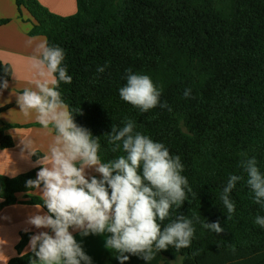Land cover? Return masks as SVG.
<instances>
[{
  "label": "trees",
  "instance_id": "obj_1",
  "mask_svg": "<svg viewBox=\"0 0 264 264\" xmlns=\"http://www.w3.org/2000/svg\"><path fill=\"white\" fill-rule=\"evenodd\" d=\"M15 1L19 17L27 11L33 19L30 35L64 50L72 82H61L58 90L74 122L99 138L102 162L124 154L113 152L107 134L126 118L135 131L181 158L192 192L185 189L187 199L172 207L161 227L183 215L224 228L216 234L194 222L189 247L169 246L151 262L125 253L124 264H173L180 258L181 264H220L229 254L237 258L224 264H264V254L257 263L246 260L264 250V228L254 222L264 207L254 202L240 167L255 157L264 173V0H77L70 16L54 14L38 0ZM127 69L150 76L171 111L157 106L142 112L122 100ZM12 73L0 61V81H10ZM185 89H191L188 98ZM10 108H1L0 115ZM0 145L12 148L13 138L0 131ZM36 174L0 175V209L17 203L19 193L28 196L24 204L42 205L41 197L30 195L36 189L26 185ZM233 174L243 179L230 193L235 212L227 219L220 195ZM31 236L21 233L17 256L7 264H32V252L23 255ZM117 254L109 250L107 263L120 264Z\"/></svg>",
  "mask_w": 264,
  "mask_h": 264
},
{
  "label": "clouds",
  "instance_id": "obj_2",
  "mask_svg": "<svg viewBox=\"0 0 264 264\" xmlns=\"http://www.w3.org/2000/svg\"><path fill=\"white\" fill-rule=\"evenodd\" d=\"M34 51V87L17 95L16 103L25 117L35 113L37 122L45 129L52 125L55 135L48 152L35 162L39 165L36 178L26 182L28 188L39 190L42 197V205H35L36 213L28 217L27 223L36 229H50L30 237L29 248L35 257L32 264H92L73 231L82 237L107 233L105 247L118 253L120 264L129 259L125 253L151 262L169 246L177 250L189 247L195 223L216 234L224 231L218 221L207 223L200 216L183 215L162 228L161 222L169 217L172 207H181L187 199L185 189L192 192L187 178L181 174V158L172 155L163 143L135 131V122L126 118L122 127L112 125L107 134L113 152L124 154L102 162L99 138H93L74 122L58 90L61 82H72L63 66L64 50L43 42ZM105 68L106 65L98 67L97 71L103 73ZM126 71V84L119 89L122 100L142 112L157 106L171 111L167 102L161 104L162 91L150 76ZM6 88L8 81H0V90ZM184 96L190 97L191 89H185ZM22 142L30 155H36L30 140ZM240 167L247 174L246 183L254 194V202L264 207V173L256 158L242 160ZM88 169H94L100 178L89 177ZM241 179L230 175L220 195L227 219L235 212L230 193ZM254 222L264 228V216H257Z\"/></svg>",
  "mask_w": 264,
  "mask_h": 264
},
{
  "label": "crops",
  "instance_id": "obj_3",
  "mask_svg": "<svg viewBox=\"0 0 264 264\" xmlns=\"http://www.w3.org/2000/svg\"><path fill=\"white\" fill-rule=\"evenodd\" d=\"M38 1L52 13L60 16H70L77 12V0ZM4 19H10V22L0 25V61L9 64L13 73L11 80L8 81V88L0 90V109L11 105L10 109L0 115V131L13 138L14 146L7 149L0 145V175L16 177L35 169L39 171V165L35 162L39 156L48 152L55 130L52 125L45 129L37 122L35 113L25 117L16 103L17 95L25 88L34 87L35 72L32 68V57L35 55L36 45L47 42V39L45 36L30 35L33 19L27 11H24L23 18L19 17L15 0H0V20ZM25 140L32 142L36 155L29 154V149L22 142ZM86 171L89 177L100 178L99 173L94 169ZM30 195L41 197L39 190H34ZM17 198V203L0 209V264H7L17 256L16 246L20 242L22 232L32 235L39 231L50 232V229H36L27 223L28 217L36 213L35 205L24 204V201L28 200L25 193H19ZM43 212L47 211L43 208ZM73 235L86 253L99 251L98 246L104 245L102 248L107 256L109 251L105 247L107 233L82 237L78 231H73ZM29 253L31 250L28 243L23 255ZM105 261L107 262V258Z\"/></svg>",
  "mask_w": 264,
  "mask_h": 264
},
{
  "label": "rangeland",
  "instance_id": "obj_4",
  "mask_svg": "<svg viewBox=\"0 0 264 264\" xmlns=\"http://www.w3.org/2000/svg\"><path fill=\"white\" fill-rule=\"evenodd\" d=\"M95 244V243H94ZM104 246V245H102ZM102 246H98L99 251H92L85 253L87 255H89L92 259V264H107V262L105 261L106 259V253L104 254V248H102ZM88 247V246H87ZM264 254V250H260L258 251V253H254V254H250L246 260H248L249 262H258V258H260V256H262ZM237 255H233V254H229L226 255V258L224 259V261H221L220 264H224L226 261L231 260V259H236L237 257H234ZM173 264H181V258L178 259L177 261L173 262Z\"/></svg>",
  "mask_w": 264,
  "mask_h": 264
}]
</instances>
